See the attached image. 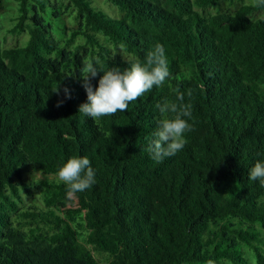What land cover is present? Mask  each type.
<instances>
[{
  "label": "trees",
  "instance_id": "trees-1",
  "mask_svg": "<svg viewBox=\"0 0 264 264\" xmlns=\"http://www.w3.org/2000/svg\"><path fill=\"white\" fill-rule=\"evenodd\" d=\"M17 1L10 32L29 39H0V264H250L245 249L264 264V186L249 179L264 162V20L251 18L264 2L225 0L244 5L210 14L224 0H107L115 18L93 0ZM62 13L76 26L58 41ZM157 44L170 73L161 86L115 115L79 112L86 63L95 91ZM177 90L193 130L157 162L148 145L173 115L157 105ZM72 157H87L96 181L74 196L57 178ZM31 169L56 177L39 182L41 205H25Z\"/></svg>",
  "mask_w": 264,
  "mask_h": 264
},
{
  "label": "clouds",
  "instance_id": "clouds-1",
  "mask_svg": "<svg viewBox=\"0 0 264 264\" xmlns=\"http://www.w3.org/2000/svg\"><path fill=\"white\" fill-rule=\"evenodd\" d=\"M264 2V0H262ZM80 75L82 86L87 93V103L79 107V112L91 118L115 115L118 111L127 110L130 102L137 100L154 86H161L170 76L165 49L157 44L149 51L145 62H133L130 68L120 71L114 67L100 78L98 87L93 90L91 79L97 76V68L92 62L83 66ZM53 92L59 93V88ZM64 92L67 96L68 89ZM191 93H189V96ZM70 98V97H68ZM64 103L58 101L57 107ZM191 104L184 103V94L177 90L176 102H164L157 108L161 114H173L171 118L162 119L149 143L147 151L152 159L160 160L171 157L181 151L187 141L185 133L193 130V126L182 117L191 118ZM57 178L68 188V194L74 196L95 184V172L87 157H72L59 168ZM250 180H259L264 186V162L258 161L249 171Z\"/></svg>",
  "mask_w": 264,
  "mask_h": 264
},
{
  "label": "rangeland",
  "instance_id": "rangeland-1",
  "mask_svg": "<svg viewBox=\"0 0 264 264\" xmlns=\"http://www.w3.org/2000/svg\"><path fill=\"white\" fill-rule=\"evenodd\" d=\"M58 1L59 5L64 8L67 4V0H54ZM94 6L98 9L104 10L106 13H108L111 17L120 18L122 14L120 13L119 9L112 5L107 0H93ZM255 0H246L245 4H252ZM243 3L236 2L233 5H230L227 1H222L218 5L210 7L206 10V13L210 14H218L224 11H230L235 12L237 9H239L241 6H243ZM18 16V1L17 0H0V39L2 42V45L4 48L14 47L16 45H26L29 35L23 34L21 36L14 35L10 32V30L14 27V21ZM45 18H47L45 16ZM251 18L253 20L262 19L264 20V9L254 13ZM56 21V32L55 37L58 41H64V39L68 36L69 30L76 25L73 23L72 18H70L67 14L62 13ZM121 53L124 55V57L127 59L128 56L124 54L122 51ZM26 180L28 181L31 190L35 193V197L33 198H26L25 199V205H41V194L38 190V184L41 180L46 179H56L55 176L49 175L45 176L39 171L35 169H31L26 174ZM71 206L70 203H67L63 206V209L68 208ZM247 253V257L250 260V264H256V258L252 254V252L248 249H245ZM230 264V263H228Z\"/></svg>",
  "mask_w": 264,
  "mask_h": 264
}]
</instances>
